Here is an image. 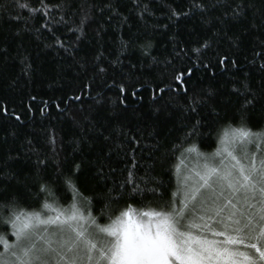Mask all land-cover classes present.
<instances>
[{"label":"trees","instance_id":"obj_1","mask_svg":"<svg viewBox=\"0 0 264 264\" xmlns=\"http://www.w3.org/2000/svg\"><path fill=\"white\" fill-rule=\"evenodd\" d=\"M19 2L32 8L41 7L39 0ZM61 2L46 0L48 5ZM82 2L74 0L72 13L65 15L67 23H53L49 31L42 25L53 17L59 20L60 9L53 10L51 17L36 14L25 24L23 19L9 18L7 6L12 0H0L4 6L0 11V49L7 50V55H0V199L15 197L29 210L41 207L43 197L37 198L36 193L41 183L55 178L56 160L65 170L73 162L82 165L78 186L85 196L113 187L135 163L137 176L148 170L162 181L161 190L167 198L177 187L186 154H192L174 148L186 130L182 128L183 114L176 107L182 93H174L173 68L163 61L172 59L171 33L175 32L182 46L188 49L186 55L173 61L179 68L187 66L189 57L196 59L190 50L211 36L215 28L208 30L198 14L181 17L169 31L162 28L163 24L170 23L166 16L168 7L188 11L189 0H142L151 9L143 18L136 7L137 0H110L120 13L111 19L107 9L98 10L105 0H94L97 10L81 34L72 29L77 27L82 15L78 11ZM250 2L254 8L246 16L216 26L222 31L213 38L211 48L205 49L202 57L205 63H210V69L207 72L197 69L189 82V87L207 89L212 85L220 91L215 109L219 116L206 113L212 127L206 123L202 129L206 130L205 136L197 141L199 152L204 154L216 151L217 133L222 136L224 127L239 126L237 113L243 97L233 94L232 88L246 81L254 91H259L264 80L259 68L264 63V0ZM17 11L24 18L30 14L28 9H12L13 13ZM215 14L219 15L220 10ZM122 17L128 18L126 24L122 23ZM130 35L152 37L155 45L152 52L161 63L148 67L150 61L145 63L138 53L120 55L121 62L115 63L121 42L127 41ZM236 37L239 42L233 44ZM100 52L103 57L97 61ZM225 54L237 61L236 67L230 63L218 64L219 57ZM96 64L107 71L99 73L94 67ZM132 64L137 67L132 68ZM120 85H124L123 93ZM158 88L167 91L161 96ZM76 96L81 99H75ZM250 116L253 129L264 126V98L251 110ZM105 136L109 139L105 140ZM131 137L139 140V144ZM40 160L46 161V165H41ZM101 167L104 176L97 175ZM55 188L60 203L68 206L72 192L58 182ZM148 199L155 203L150 193ZM127 204L140 207L137 201L126 196L113 207ZM99 208L95 204L93 214L98 223H107V217L100 216ZM2 232L5 228L0 225Z\"/></svg>","mask_w":264,"mask_h":264},{"label":"snow or ice","instance_id":"obj_2","mask_svg":"<svg viewBox=\"0 0 264 264\" xmlns=\"http://www.w3.org/2000/svg\"><path fill=\"white\" fill-rule=\"evenodd\" d=\"M39 2L40 8H32L29 4L12 0L7 6L9 18L23 19L27 24L36 14L51 17L53 10L60 9L59 20L53 17L42 25L51 31L50 25L67 23L65 15L73 11L74 0H62L54 5H48L46 0ZM136 7L141 18L151 11L142 0H137ZM251 8L254 4L250 0H189L188 11L169 6L166 12L170 23L162 25L165 31L174 27L181 17L197 14L208 30L215 28L211 36L203 38L190 50L196 59L193 61L189 57L187 66L179 68L173 61L186 55L188 49L182 46L175 32L171 33L172 59L163 61L173 68L174 93H182L176 107L183 114L182 128L186 130L174 148L202 158L200 167L183 179L178 178L176 189L167 198L161 190L162 181L148 170L137 176L135 163L125 178L113 187L94 196H85L78 186L82 165L73 162L65 170L56 160L55 178L41 183L36 193L37 198L43 197L39 209L29 210L15 197L0 199V225L5 228V232L0 233V264H264V126L253 129L249 124L251 110L264 98V80L259 91H254L246 81L240 87L232 88L233 94L243 97L237 113L239 126L228 124L223 128L222 136L218 132L220 147L211 154L199 152L197 141L204 138L206 130L202 129L206 123L212 127L206 113L219 116L215 109L220 91L212 85L207 89L189 87L197 69L205 72L210 69V63H205L202 57L204 50L211 48L213 38L222 31L216 26L239 20ZM12 9H28L30 14L24 18L19 11L13 13ZM105 9L111 13L110 19L120 16L110 0H105L98 10L104 12ZM3 10L4 6L0 5V11ZM96 10L94 0L91 3L83 0L78 8L82 15L72 31L83 34ZM217 10H220L219 15L215 14ZM121 19L123 24L127 23V17ZM223 34L227 36L226 31ZM238 42L239 37H236L233 44ZM57 43L64 47L63 42L57 40ZM154 47L152 37L130 35L127 41L121 42L115 63L121 62L120 55L138 53L145 63L150 61L148 67L158 65L161 61L153 54ZM0 55H7V50L0 49ZM102 57L103 52H100L96 60ZM226 63L237 66L236 60L227 54L221 55L218 64L224 66ZM94 67L101 74L107 71L99 64ZM259 68L264 73V63ZM119 87L123 93L124 85ZM166 91V88L157 89L161 96ZM74 98L81 99L80 96ZM131 139L139 144L135 137ZM51 143H55L54 137ZM39 163L46 165L47 162L40 160ZM97 175L104 176L102 167ZM57 182L72 192L68 206L61 204L56 196ZM149 193L155 203L148 199ZM125 196L137 201L140 207L127 204L114 208L113 205ZM95 204L100 205V216L107 217V223H98L93 214ZM9 236L14 239L10 240Z\"/></svg>","mask_w":264,"mask_h":264},{"label":"rangeland","instance_id":"obj_3","mask_svg":"<svg viewBox=\"0 0 264 264\" xmlns=\"http://www.w3.org/2000/svg\"><path fill=\"white\" fill-rule=\"evenodd\" d=\"M223 135V134H222ZM220 147V143L219 146ZM203 160L202 158L197 157L195 153L192 154H186V157L184 159V163L182 164V170L180 171V177L179 179H183L185 175H188L189 173L193 172L194 170H197L200 165L202 164ZM14 239V237H13ZM2 250V248L0 249Z\"/></svg>","mask_w":264,"mask_h":264}]
</instances>
